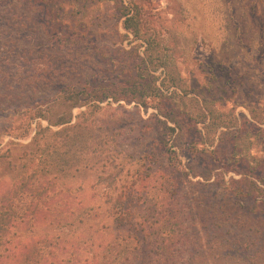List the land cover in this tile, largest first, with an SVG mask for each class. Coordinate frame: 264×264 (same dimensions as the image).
<instances>
[{"label":"trees","instance_id":"1","mask_svg":"<svg viewBox=\"0 0 264 264\" xmlns=\"http://www.w3.org/2000/svg\"><path fill=\"white\" fill-rule=\"evenodd\" d=\"M82 1L81 8L75 9L74 5L66 8L67 1L62 0H0L3 9L0 18L19 7L40 11V24L54 42L51 48L57 45L67 50L78 46L83 49V41L92 45L96 38L91 32L87 35L88 27L75 20L87 16L99 0ZM145 6L146 0H129L128 4L118 0L116 12L120 18L125 17L123 27L132 33L135 43L129 49L118 48L122 57L100 56L107 66L117 65L116 76L100 79L85 75L58 87L44 103L38 100L16 105V101H22V94H16V99L10 101L14 102L11 109L0 106V113L21 117V128L25 124L29 127L30 121L38 118L48 122L44 126L37 121L35 134L27 144L8 142L9 155L14 150L22 151L31 161L32 170L22 175L14 193L7 191L1 197L0 264H117L134 251L142 252L155 264H217L216 258H227L229 264H264V225L250 223L236 227L233 223L217 221L221 216L215 210L209 219L201 220L192 204L179 201L185 176H202L209 181L214 175L217 181L205 182L213 189L208 194L210 201L221 204L229 197L246 218L264 220V165L259 162L247 173L238 169L235 160L234 165L224 163L223 171H216L222 160L219 156L212 157L218 149L210 146L218 137L220 145L230 141L232 149L238 147L246 137L244 128H231L237 124V117L246 118V115H237L235 109L225 113L208 106L205 93L199 91L201 87H191L189 80L181 75L175 61L176 49L162 43L170 35L155 26L158 17ZM66 16L71 18L70 23H66ZM16 18L12 14L3 19L1 26L15 28ZM238 18L246 20L237 19L236 23L243 25L249 18L258 27L264 25V14L258 9ZM1 48L0 65L4 66L5 59L11 55H5L4 46ZM96 50L90 47L81 57L91 59ZM19 52L17 49L16 56L20 59ZM159 69L161 76L156 74ZM37 82L45 87L50 80L38 78ZM4 96L10 97L0 93V97ZM107 98L155 107L158 113L152 116L154 138L140 143L137 136L138 144L125 149L118 143L117 133H95V118L102 109L99 102ZM82 106L86 109L75 115L72 123V109ZM248 109L251 119L246 122L251 129L256 128L255 136L264 135V128L256 123L264 122V109ZM11 128L0 129V135ZM150 128L144 123L137 131L145 139ZM27 131L26 128L24 132ZM22 135L23 132L14 136ZM260 141L264 144V139ZM179 152L199 157L201 162L208 159L205 171L199 174L191 164L183 165ZM91 162L101 170L104 179L122 182L115 196L109 183L101 190L100 198L104 201L89 202L81 196L82 187L72 184L76 174L89 168ZM231 171L243 174L241 179L226 180L225 174ZM249 175L253 177L250 179ZM222 188L229 194H221ZM240 194L243 201L247 200L244 205L239 202ZM109 220L119 233L108 241L99 240L98 224L104 222L102 227L109 228L106 223ZM24 225L30 226L28 233ZM40 227L43 235L38 233ZM216 247L224 249L222 256L208 253Z\"/></svg>","mask_w":264,"mask_h":264},{"label":"rangeland","instance_id":"2","mask_svg":"<svg viewBox=\"0 0 264 264\" xmlns=\"http://www.w3.org/2000/svg\"><path fill=\"white\" fill-rule=\"evenodd\" d=\"M62 1H67L64 4L66 8L74 5L75 9L77 7L80 9L83 4L82 0ZM123 1L125 4L129 3V0ZM254 1L259 3L258 7L251 0H150L149 2L146 0L145 9L158 17L155 26L170 35V38L162 40V43L170 44L176 49L174 52L176 64L181 75L189 80V85L201 87L199 91L205 93L208 106L212 109L225 113L235 109L237 115L239 113L246 115V118L237 117V124L231 128H244L243 133L246 137L240 140L238 147L232 149L230 141L220 145L218 137L210 146L211 149H218L212 157L219 156L218 158L222 160L216 171H223L224 163L234 165L235 160H238V169L247 173L257 167L259 162L264 165V144L261 143L262 140L260 141L264 139V135L255 136L256 128L251 129L250 124L246 122L247 119H251L249 107L264 109V25L258 27L249 22L250 18L244 25L240 22L236 23L238 16L249 15L255 9L264 14V3L261 4V0ZM117 4L118 0H99L96 6L88 10L87 16L81 20L76 18L75 21H79V25L81 22L90 30L87 35H91V32L96 38L92 45L83 41L84 43H81L83 49L78 46L67 50L66 47L60 48L57 45L51 48L54 42L50 40L46 29L40 24L39 20L42 19L40 11L36 13L19 7L11 11L9 16L3 14L2 19L0 18V32L7 33L0 34V49L2 50L1 47L4 46L5 55L10 54L11 58L5 59L4 66L0 65V93L10 97H0V106L11 109L14 102L10 101L16 99V94H22V101H16V105L38 100L44 103L45 99L51 98L58 87L68 85L85 75H95L100 79L116 76V72H119L115 69L117 65L107 66L100 56L120 55L122 57L121 52L117 51L118 48L129 49L135 43L132 41V33L123 27L125 17L120 18L116 12ZM0 11L3 9L0 8ZM12 14L17 17L13 22L15 28L1 26L3 19L10 18ZM70 19L66 16V23H70ZM61 30H64V26ZM94 37L91 38V42L94 41ZM10 46L17 47L20 51L18 54L20 59L16 56L17 49H11ZM90 47L97 49L90 55L92 58L81 57V53H87ZM140 49L143 50V47ZM160 71L161 69L157 70L156 74L161 76ZM38 78L50 80L49 85L40 86V82H37ZM99 105L102 109L95 118V133L102 135L110 132L117 133V141L125 149L129 145L138 144L135 142L137 136L138 140L140 138V143H144L156 135L153 129L155 122L152 119V116L158 113L155 107L137 105L134 101L128 102L125 99L111 100V98L100 101ZM85 109L84 106L72 109V123L75 121V115ZM161 118L164 119V117ZM37 121L44 126L48 125L45 119L38 118L31 120L29 127L25 124L21 128L23 123L21 117L13 113L11 115L6 112L0 113V129L12 127L8 132L0 135V205L1 197L7 191L14 193V188L21 182L22 175H28L32 170L31 161L26 155H22V151L14 150L9 155L6 149L11 145L8 142L11 140L22 144L30 142L35 134ZM144 123L152 126L146 130L145 139L137 131ZM256 123L264 128V122ZM26 128L27 133L24 132ZM199 128H202L201 123ZM53 129L59 128L53 127ZM21 132H23L22 136H14ZM233 151H236L235 154H232ZM179 156L183 165L191 164L194 172L199 174L205 171L208 165V159L201 162L199 157L190 156L188 153L181 154V152ZM91 163L89 168H84L76 174L72 184L75 187H82L81 196L89 202L104 201V198L102 200L100 198L101 190L109 183L115 196L116 189L121 188L122 182L119 180L110 182L104 179L101 176V170L97 166L95 168L93 162ZM242 175L231 171L225 174V179L229 180L231 177L241 179ZM249 177L251 179L253 176L249 175ZM214 180L217 181L214 175L209 181L202 176H185L182 179L179 201L192 204L194 213H199L197 217L201 220L209 219L211 213H214L212 211L215 210L216 214L221 216L217 221L233 223L236 227L250 225V223L264 225V220L261 218H246L244 211L236 208L229 197H225L221 204L213 202V199L210 201L208 194L213 189L210 185H205V182L208 184ZM258 184L263 186L261 182ZM220 193L229 194V191L222 188ZM238 198L241 204H246L247 200H242L244 199L242 194ZM110 220L106 222L109 223V228L102 227L104 222L98 224L101 229L98 235L101 238L99 240L108 241L119 233ZM24 227L27 228L25 233H28L30 226L24 225ZM39 229L38 233L43 235L42 227ZM223 250L222 247H216L208 253L220 257ZM126 256H129L127 260L120 259L118 263L155 264L142 252L134 251ZM216 259L217 264L230 263L227 258ZM199 262H202L201 259Z\"/></svg>","mask_w":264,"mask_h":264}]
</instances>
